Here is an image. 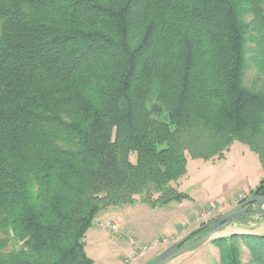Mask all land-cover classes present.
I'll list each match as a JSON object with an SVG mask.
<instances>
[{
    "label": "trees",
    "instance_id": "obj_1",
    "mask_svg": "<svg viewBox=\"0 0 264 264\" xmlns=\"http://www.w3.org/2000/svg\"><path fill=\"white\" fill-rule=\"evenodd\" d=\"M250 60L264 75V0H0V264H93L101 213L192 200L189 157L239 141L264 165ZM211 243L264 264V236Z\"/></svg>",
    "mask_w": 264,
    "mask_h": 264
},
{
    "label": "rangeland",
    "instance_id": "obj_2",
    "mask_svg": "<svg viewBox=\"0 0 264 264\" xmlns=\"http://www.w3.org/2000/svg\"><path fill=\"white\" fill-rule=\"evenodd\" d=\"M250 46L255 47L254 43ZM253 56L254 54L250 52L249 58ZM245 83L252 89L264 86V75L252 60ZM231 148L226 160L216 157L205 161L189 157L188 178L179 183V191L196 200H193L192 204L188 200L184 201L188 207L181 208L178 214L171 212L169 206L152 207L144 204L139 201V197L136 198L138 202L119 210L118 215H114L113 209L101 213L85 238L86 252L93 260V264H149L167 247L183 240L203 224L214 221L252 197V193L264 179V165L259 156L246 144L236 141ZM134 157L133 155L132 160ZM211 199L214 201L208 202ZM117 217L121 218L120 226L116 221ZM254 218L257 219L256 223L232 226L215 238L230 237L234 230L264 236V219H260L259 216ZM108 223L117 224V230L110 228ZM176 225H180L179 231L170 237ZM124 226L128 230L126 235L121 233ZM132 237L136 240V250L127 246L128 239ZM200 238L201 236L191 237L189 242H195ZM156 241L159 242L158 245L146 252L142 251V247L150 246ZM165 246L167 247L163 249ZM193 251L200 252H197L198 256L186 254L168 264H220V250L212 243L201 250L194 249L188 253ZM243 262L244 264L250 262V255L246 249L243 252Z\"/></svg>",
    "mask_w": 264,
    "mask_h": 264
},
{
    "label": "water",
    "instance_id": "obj_3",
    "mask_svg": "<svg viewBox=\"0 0 264 264\" xmlns=\"http://www.w3.org/2000/svg\"><path fill=\"white\" fill-rule=\"evenodd\" d=\"M249 213L252 216L258 215L260 219H264V197L253 195L249 199H246L228 213L208 223L207 227L210 231L206 235L192 243H188L192 235L185 237L183 240L174 243L165 249L153 262L149 264H168L188 252L204 246L214 239L216 235L226 231L232 226H248L256 223L257 219L251 217Z\"/></svg>",
    "mask_w": 264,
    "mask_h": 264
},
{
    "label": "crops",
    "instance_id": "obj_4",
    "mask_svg": "<svg viewBox=\"0 0 264 264\" xmlns=\"http://www.w3.org/2000/svg\"><path fill=\"white\" fill-rule=\"evenodd\" d=\"M232 149V148H231ZM231 149H230V151H231ZM229 151V152H230ZM229 152H227L226 153V155H225V160H226V158L228 157V154H229ZM223 160V159H222ZM214 163V162H213ZM187 178H188V175H187ZM186 179V178H185ZM191 198H192V200L191 201H189L191 204L194 202L193 200H196L195 198H193L192 196H190ZM234 197V196H233ZM211 201H214V199H211V200H208V202H211ZM188 202V201H187ZM126 207H131V205H127V206H125V207H123V208H116V209H113V211H114V215H118L119 214V210H124V208H126ZM169 207H170V211L171 212H175V214H178L180 211H181V208H187L188 207V205L185 203V202H183V203H172L171 205H169ZM116 221H117V223H118V225L120 226V225H122V221H121V218H119V217H117V219H116ZM179 226L180 225H176V227H175V231H174V233L173 234H171V236L170 237H172V236H174V235H176L177 233H178V231H179ZM123 235H126V233H128V230H127V228L124 226L123 227V229H122V232H121ZM233 234H243V233H241L240 231H237V230H234V233ZM215 239V238H214ZM213 240V239H212ZM211 240V241H212ZM128 244H127V246H131V247H133V249H135L136 250V240H135V237H132V238H130V239H128ZM211 241L209 242V243H211ZM209 243H207V244H209ZM207 244H205L204 246H206ZM162 246V245H161ZM164 246V245H163ZM204 246H202V247H200L199 249H197V250H201ZM167 246H165V247H163V249H165ZM168 248V247H167ZM162 249V250H163ZM197 252H200V251H193V252H191V253H187V254H193L194 256H198V254L199 253H197ZM186 255V254H185ZM192 255V256H193ZM184 256V255H183ZM217 256H218V253H217ZM182 257V256H181ZM181 257H179V258H181ZM218 259H219V256H218ZM218 262H219V260H218Z\"/></svg>",
    "mask_w": 264,
    "mask_h": 264
},
{
    "label": "built area",
    "instance_id": "obj_5",
    "mask_svg": "<svg viewBox=\"0 0 264 264\" xmlns=\"http://www.w3.org/2000/svg\"><path fill=\"white\" fill-rule=\"evenodd\" d=\"M108 226H109L110 228L114 229V230H117V224L108 223ZM158 244H159V242L156 241L155 243L151 244L150 246H144V247H142V251H143V252H146V251H148L151 247H154V246H156V245H158Z\"/></svg>",
    "mask_w": 264,
    "mask_h": 264
},
{
    "label": "flooded vegetation",
    "instance_id": "obj_6",
    "mask_svg": "<svg viewBox=\"0 0 264 264\" xmlns=\"http://www.w3.org/2000/svg\"><path fill=\"white\" fill-rule=\"evenodd\" d=\"M249 214H250V213H249ZM250 215H251V214H250ZM251 217H258V215H254V216L251 215ZM189 243H190V242H189Z\"/></svg>",
    "mask_w": 264,
    "mask_h": 264
}]
</instances>
